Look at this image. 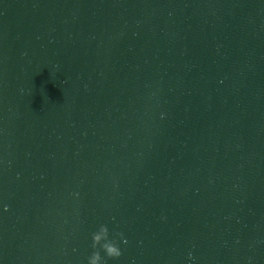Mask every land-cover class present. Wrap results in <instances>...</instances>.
I'll use <instances>...</instances> for the list:
<instances>
[{"label":"water","instance_id":"water-1","mask_svg":"<svg viewBox=\"0 0 264 264\" xmlns=\"http://www.w3.org/2000/svg\"><path fill=\"white\" fill-rule=\"evenodd\" d=\"M101 223L103 264H264V0H0V264Z\"/></svg>","mask_w":264,"mask_h":264},{"label":"clouds","instance_id":"clouds-1","mask_svg":"<svg viewBox=\"0 0 264 264\" xmlns=\"http://www.w3.org/2000/svg\"><path fill=\"white\" fill-rule=\"evenodd\" d=\"M120 238V242H126L122 233L117 232L115 236L109 238V229L106 224L101 223L97 227V229L92 232L91 240H92V253L87 257V264H103V258L101 256L100 250L97 249V245H99V249H102L104 256L113 258L118 257L121 254V249L117 243L116 237ZM191 257V253L188 254Z\"/></svg>","mask_w":264,"mask_h":264}]
</instances>
